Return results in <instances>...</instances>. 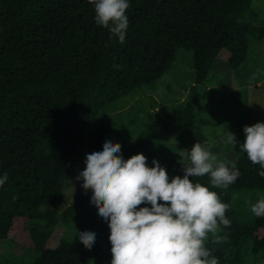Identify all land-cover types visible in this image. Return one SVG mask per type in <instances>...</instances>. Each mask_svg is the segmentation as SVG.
<instances>
[{
	"label": "trees",
	"instance_id": "obj_1",
	"mask_svg": "<svg viewBox=\"0 0 264 264\" xmlns=\"http://www.w3.org/2000/svg\"><path fill=\"white\" fill-rule=\"evenodd\" d=\"M251 2L129 0L122 44L95 23L89 0H0V177L8 176L0 186V252L9 241L35 251L33 264L87 259L111 264L110 229L90 203L91 190L82 189L70 201L65 197L74 161L113 142L97 117L119 98L161 78L176 51L185 49L193 54L194 82L178 120L167 126L189 135L196 125H211L196 113L203 109L201 101L212 97L201 87L210 82L213 65L238 69L248 59L249 40L264 38V25L247 19ZM158 128L155 120L133 143L120 144L123 158L147 152L156 157L150 147L160 135L153 132ZM185 144L191 149V142ZM206 147L218 159L234 161L240 173L227 189L213 187L207 175L191 178L229 204L231 226L219 233L226 239L214 243L210 237L207 246L219 264H257L251 254L264 258V217L238 224L232 204L236 191L264 190V177L258 175L262 169L239 145ZM144 206L150 207H138ZM61 223L77 225L70 242L56 227ZM78 231L95 233L91 249L79 242ZM247 241L251 254L243 255Z\"/></svg>",
	"mask_w": 264,
	"mask_h": 264
},
{
	"label": "clouds",
	"instance_id": "obj_2",
	"mask_svg": "<svg viewBox=\"0 0 264 264\" xmlns=\"http://www.w3.org/2000/svg\"><path fill=\"white\" fill-rule=\"evenodd\" d=\"M89 2L94 6L95 23L123 44L129 0ZM243 132L240 150L253 165H259L258 175L264 177V122L244 126ZM225 142L233 147L239 143L231 132ZM182 155L187 159L182 164L183 177L171 179L155 159L149 167L143 154L125 160L119 143L105 141L102 151L86 155L85 168L76 179L83 181L85 191L91 190L90 203L108 224L111 264H219L207 242L210 237L214 243L226 239L219 233L231 226L226 216L229 204L191 178L207 175L213 187L227 189L239 177V170L234 161L218 159L204 143H194ZM7 179V174L0 177V186ZM250 211L264 217V196L250 205ZM78 240L91 249L95 233L78 231Z\"/></svg>",
	"mask_w": 264,
	"mask_h": 264
},
{
	"label": "rangeland",
	"instance_id": "obj_3",
	"mask_svg": "<svg viewBox=\"0 0 264 264\" xmlns=\"http://www.w3.org/2000/svg\"><path fill=\"white\" fill-rule=\"evenodd\" d=\"M247 19L264 25V0H252ZM209 76L210 82L201 89L209 90L212 97L201 101L203 109L196 114L199 118L207 119L211 125H196L189 135H183L174 126H167L178 120L194 82L193 54L185 49L176 51L171 67L161 78L108 105L97 117L96 123L105 124L108 138L125 146L133 143L139 132L152 122L159 120L160 129H154L153 132L155 135L160 132V135L155 136L150 147L156 157H149V152L143 155L147 158L149 167L153 166L152 161L155 159L166 169L168 175L176 172L175 176L182 177L184 156L179 155L183 150H190L185 144L186 141L191 142V146L196 142L204 143L205 146L221 143L225 150L231 145L225 142L227 132L234 134L238 142L241 140L240 135L243 136L244 141V126L264 122V38L249 40L248 59L238 69H229L216 62ZM159 140L169 148L168 151L162 150ZM237 145L239 143L235 146ZM170 152H177L178 157L170 155ZM86 155L77 158L69 170V187L65 190V197L69 201L83 189V181L76 177L85 168ZM172 159L174 165L169 167L166 164ZM262 196L264 190L258 189L234 192V220L238 224L251 223L256 216L251 213L250 205ZM64 207L60 205L59 209ZM56 227L63 231V237L68 242L72 240L77 229L76 224L70 223H61ZM247 243L248 245L242 246L243 255L251 254L250 243ZM2 245L4 250L0 252V264H33L37 255L35 251L22 250L9 241ZM251 257L257 264H264L262 256L251 254ZM81 264H92V260H83Z\"/></svg>",
	"mask_w": 264,
	"mask_h": 264
}]
</instances>
